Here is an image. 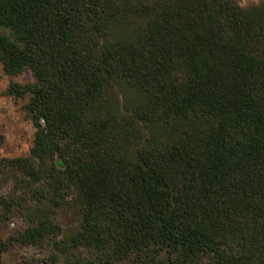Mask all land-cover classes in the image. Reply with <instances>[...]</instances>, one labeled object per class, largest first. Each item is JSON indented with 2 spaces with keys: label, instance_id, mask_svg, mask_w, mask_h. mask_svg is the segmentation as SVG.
I'll list each match as a JSON object with an SVG mask.
<instances>
[{
  "label": "trees",
  "instance_id": "obj_1",
  "mask_svg": "<svg viewBox=\"0 0 264 264\" xmlns=\"http://www.w3.org/2000/svg\"><path fill=\"white\" fill-rule=\"evenodd\" d=\"M4 95L27 98L25 157L0 161V264H264V0H0ZM15 186V188H16ZM74 210L77 230L28 200Z\"/></svg>",
  "mask_w": 264,
  "mask_h": 264
},
{
  "label": "rangeland",
  "instance_id": "obj_2",
  "mask_svg": "<svg viewBox=\"0 0 264 264\" xmlns=\"http://www.w3.org/2000/svg\"><path fill=\"white\" fill-rule=\"evenodd\" d=\"M236 1L241 7L247 8L257 5L262 0ZM32 81L28 72L18 77L5 76L0 64V161L25 157L32 147L34 128L24 110L27 98L20 100L4 95L10 83L24 85ZM8 174L0 171V194H8L13 191L17 196H20L22 191L17 190V186L14 185L15 178ZM36 204L37 202L30 198L28 202L18 208L13 216L4 223L1 236L7 238L25 229L30 224V218L36 216L35 214L40 211H37L39 208ZM41 208H43L41 211L51 210L50 219L61 228V238L69 236L77 230L79 217L74 210L62 207L52 210L49 206V199L44 201V206ZM50 251V249L15 246L3 256V263L51 264L48 259Z\"/></svg>",
  "mask_w": 264,
  "mask_h": 264
},
{
  "label": "water",
  "instance_id": "obj_3",
  "mask_svg": "<svg viewBox=\"0 0 264 264\" xmlns=\"http://www.w3.org/2000/svg\"><path fill=\"white\" fill-rule=\"evenodd\" d=\"M102 264H114V263L109 262V261H104Z\"/></svg>",
  "mask_w": 264,
  "mask_h": 264
}]
</instances>
